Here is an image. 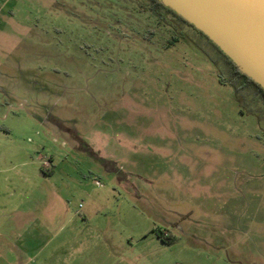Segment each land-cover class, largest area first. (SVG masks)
<instances>
[{
    "label": "rangeland",
    "instance_id": "374dc122",
    "mask_svg": "<svg viewBox=\"0 0 264 264\" xmlns=\"http://www.w3.org/2000/svg\"><path fill=\"white\" fill-rule=\"evenodd\" d=\"M143 1L0 0V264H264V100Z\"/></svg>",
    "mask_w": 264,
    "mask_h": 264
},
{
    "label": "water",
    "instance_id": "95a60500",
    "mask_svg": "<svg viewBox=\"0 0 264 264\" xmlns=\"http://www.w3.org/2000/svg\"><path fill=\"white\" fill-rule=\"evenodd\" d=\"M264 88V0H161Z\"/></svg>",
    "mask_w": 264,
    "mask_h": 264
},
{
    "label": "trees",
    "instance_id": "16d2710c",
    "mask_svg": "<svg viewBox=\"0 0 264 264\" xmlns=\"http://www.w3.org/2000/svg\"><path fill=\"white\" fill-rule=\"evenodd\" d=\"M144 5L151 9L152 12L156 13L160 21H166L173 27L174 32H176V36H180L184 39L187 38L183 25H188L192 27L197 33L202 35L204 38L208 40V42L219 52L221 60L225 63L228 70H231L233 77L238 80L239 89L241 91L253 89L258 94L259 97H262L264 100V88L254 81L250 76L244 73L234 61L226 55L218 45H216L205 33H203L200 29L196 28L192 23L188 22L181 15H179L175 10L163 4L161 0H144ZM158 235L165 243H171L173 241V237H165L161 232H157Z\"/></svg>",
    "mask_w": 264,
    "mask_h": 264
},
{
    "label": "crops",
    "instance_id": "0c3cea01",
    "mask_svg": "<svg viewBox=\"0 0 264 264\" xmlns=\"http://www.w3.org/2000/svg\"><path fill=\"white\" fill-rule=\"evenodd\" d=\"M48 165V167H50V164L49 163H47ZM14 213V212H13ZM13 214H11V216H12ZM159 220L162 222V223H164V225H169V224H171V223H173V222H171V220L169 219V217L167 216V215H163L161 218H159ZM167 227H165L164 229H166ZM182 229V228H181ZM157 235H158V233H156ZM169 236H171V233H169ZM158 237L159 238H161L159 235H158ZM163 241V240H162ZM164 242V241H163Z\"/></svg>",
    "mask_w": 264,
    "mask_h": 264
},
{
    "label": "built area",
    "instance_id": "2783aa9c",
    "mask_svg": "<svg viewBox=\"0 0 264 264\" xmlns=\"http://www.w3.org/2000/svg\"><path fill=\"white\" fill-rule=\"evenodd\" d=\"M162 234H163L165 237H169V232H168V231H164V232H162Z\"/></svg>",
    "mask_w": 264,
    "mask_h": 264
}]
</instances>
